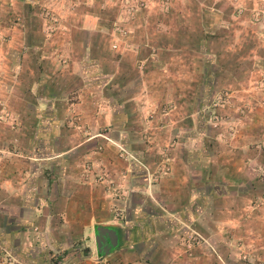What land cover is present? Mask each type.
I'll return each mask as SVG.
<instances>
[{"label":"crops","instance_id":"obj_1","mask_svg":"<svg viewBox=\"0 0 264 264\" xmlns=\"http://www.w3.org/2000/svg\"><path fill=\"white\" fill-rule=\"evenodd\" d=\"M16 2L32 18L43 0ZM146 2L129 18L115 0H48L69 14L59 47L25 34L24 21L25 37L0 54V102L15 124L0 123V253L18 264H215L212 247L224 264L264 256V219L252 204L264 194V151L248 146L264 110L220 144L200 105L207 65L216 70L244 41L253 61L264 53V18L249 27L236 13L264 0ZM167 103L173 109L159 115ZM115 145L132 160H119ZM163 147L169 173L156 178ZM87 162L106 172L104 185L82 178ZM114 185L122 201L107 197ZM191 231L204 243L189 257Z\"/></svg>","mask_w":264,"mask_h":264},{"label":"rangeland","instance_id":"obj_2","mask_svg":"<svg viewBox=\"0 0 264 264\" xmlns=\"http://www.w3.org/2000/svg\"><path fill=\"white\" fill-rule=\"evenodd\" d=\"M16 1L17 0H0V54H2L3 51H6L7 48H11V45H14L15 42L19 38H21L22 34L25 37L21 26L24 24V21L28 22V25H30V27L25 29V34H29L31 38H39L40 34H46L47 43L51 46L59 47L58 45H56V38L64 34V25L66 24V19H68L69 14L62 15L57 11L55 12L53 10V7L48 3V0H43L40 5L36 6V9L31 10L30 13H32V15L29 16L34 19L32 20V18L30 17H22V9L19 6V3ZM115 1H118L119 4L122 5V9L125 15L129 18H132V16L137 14L140 9L145 8V5L147 3V0ZM249 9H251V12L245 10L243 7H238L236 8V13L238 16H242L244 19L246 17L247 19L242 20V22L244 25L250 27V25L257 24L264 18V7L254 6L250 7ZM249 27L244 28L243 32H251ZM227 29L230 28L228 27ZM258 29H260V27ZM126 30L127 28L124 29L121 27H115V32H122V35L123 32H127ZM251 46V41H244L240 47H237V50L234 53H231V56H222L220 58L221 63H219V65L215 67L216 70H213V61L211 62L210 66L207 65V68L205 70L207 71L205 72V79L209 82L208 85L210 87H208L209 89H205L202 95V99L204 98V96L205 98L200 102V105L202 107L201 113L203 120L205 121V128L207 129V132L209 131L211 134H213V140L216 143L226 144L230 142L234 134L237 135L238 131H240L242 119L245 118V120H247L248 122L249 119L247 118V115H254V113L256 115V111L262 112L264 110V102H261V99H258L256 104L254 102V105L246 103L245 101L246 98H249L251 96L261 98L259 97V94L264 93V53H261L260 57H258L256 61H253V59L251 58V54L248 53V50ZM259 48L260 50H262V47ZM199 62L202 64L203 58H201ZM63 64H65V62ZM254 71L256 72V78L251 79L250 74ZM215 78L222 81L223 83L218 88L213 89L211 88V85L212 81L215 80ZM234 83H236L237 85L234 86ZM218 97H220V100L218 99ZM72 99L74 100V98ZM220 105H222V107ZM172 109L173 106L167 103L165 105H162L158 109V114L165 115ZM71 111V114L74 115L73 109L69 110V112ZM263 113L264 111L262 112L261 118L260 115H258L260 119H262V117L264 119ZM6 114V106L4 105V103L0 102V123L3 126L5 125L8 130L10 129L14 131L15 124L14 122L6 123ZM214 115L217 116V120L213 119ZM252 119L256 120V118ZM66 122L71 123L70 120H66ZM259 126L260 129L258 130V140L248 144V146L253 147L256 150H262L263 152L264 121L262 122V125ZM103 133H105V128L101 129V134L99 136L104 141H108L106 138L101 136ZM14 140L17 142L16 138H14ZM115 147L118 150L117 158L119 160H132L130 154L123 148L116 145ZM100 151L101 147H96V152ZM158 158V169L154 174H157L156 178L162 177L169 173V158L167 148L163 147L159 151ZM81 173L83 179L91 178V181H93V183L104 185L106 172L104 173L100 171L99 173L95 174L93 164L89 162L84 163ZM110 186L111 185L105 187V189L109 188ZM114 186L115 187L112 188V190L107 189V197L113 201H118L119 199L120 201H122L124 199V193L119 188V185ZM252 204L254 210L258 212L264 219V194H262L260 197H255V200L252 202ZM109 213L115 219L121 216V210L116 209L115 207H112L109 210ZM202 237L199 236L196 232L192 231L189 232L186 236L184 235L185 241L183 249L187 251L188 254H190L189 257L191 256V251H194L193 248L197 247L200 243H204V237ZM242 249L244 250V248ZM250 249L254 250L253 248L249 247V249L246 250L247 252L243 251L241 253V256L245 257L244 259H252V255L250 253L251 251H249ZM210 251L214 256L215 264H224V260L220 256L218 251H216L213 247L210 249ZM252 260L254 261V264H259L264 260V256L259 257V255L257 254L256 257ZM18 263V260H16L11 254L7 252L0 253V264Z\"/></svg>","mask_w":264,"mask_h":264},{"label":"built area","instance_id":"obj_3","mask_svg":"<svg viewBox=\"0 0 264 264\" xmlns=\"http://www.w3.org/2000/svg\"><path fill=\"white\" fill-rule=\"evenodd\" d=\"M218 99L220 100V97H218ZM222 102V101H221ZM216 105V104H215ZM222 107V105H220ZM213 119L217 120V116H213Z\"/></svg>","mask_w":264,"mask_h":264}]
</instances>
